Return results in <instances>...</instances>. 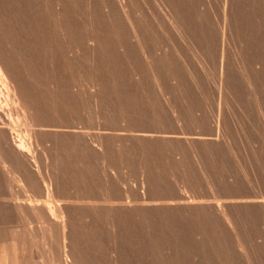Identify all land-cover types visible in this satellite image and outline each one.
<instances>
[{
  "label": "rangeland",
  "instance_id": "obj_1",
  "mask_svg": "<svg viewBox=\"0 0 264 264\" xmlns=\"http://www.w3.org/2000/svg\"><path fill=\"white\" fill-rule=\"evenodd\" d=\"M0 45L73 264H264V0H0ZM28 231L19 264H67Z\"/></svg>",
  "mask_w": 264,
  "mask_h": 264
},
{
  "label": "bare ground",
  "instance_id": "obj_2",
  "mask_svg": "<svg viewBox=\"0 0 264 264\" xmlns=\"http://www.w3.org/2000/svg\"><path fill=\"white\" fill-rule=\"evenodd\" d=\"M3 63L0 64V242L12 243L14 247L8 249V254L0 256V264H14V261L19 264L29 255L31 250L25 245L32 242L33 238L28 230L34 231L36 226L46 235L45 237L49 236L52 242L60 244V253L66 263L73 264L71 259L74 258L76 242L73 232L76 223L74 210L79 208L80 198L75 197L78 199L76 201L68 200L67 195L61 190L63 187L61 181H53L49 177L50 166L43 160L40 152L38 155L41 159L37 162V149H34L35 141L31 137L34 118L27 112L29 111L27 106V110L22 107L23 105L19 106V103L24 101L19 94L22 88ZM4 91L7 93L6 96ZM14 102L18 105L16 112L22 114L29 136H21L22 132L18 133L9 117V112H12L9 103ZM37 146L35 148H38ZM28 223L34 224H29L31 228L28 229L26 228ZM74 254L76 255V252ZM75 257L77 259V256Z\"/></svg>",
  "mask_w": 264,
  "mask_h": 264
}]
</instances>
